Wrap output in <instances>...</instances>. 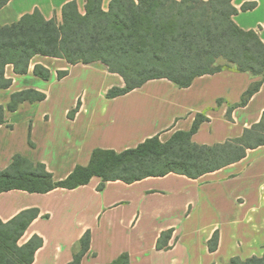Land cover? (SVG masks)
Here are the masks:
<instances>
[{
  "label": "crops",
  "instance_id": "crops-1",
  "mask_svg": "<svg viewBox=\"0 0 264 264\" xmlns=\"http://www.w3.org/2000/svg\"><path fill=\"white\" fill-rule=\"evenodd\" d=\"M70 1L11 0L0 10V25L16 23L35 10L61 22L63 6ZM75 1L85 13L86 0ZM110 2L103 0L105 11ZM248 3L256 6L242 11ZM232 4L238 10L234 22L256 31L264 43V0ZM36 65L50 71L49 80L34 74ZM65 71L68 75L60 79L58 74ZM5 75L12 85L0 89V106L6 108L14 93L28 89L44 93L46 99L21 103L15 112L6 110L8 124L0 126V170L19 154L44 164L55 181L65 180L78 166L87 167L96 149L121 153L155 136L165 143L176 132L190 131L198 114L208 121L192 140L215 145L240 137L264 113L263 81L249 103L234 109L228 119L230 106L260 79L235 70L197 77L188 88L167 79L151 80L116 98L106 94L124 87L123 78L98 63L71 65L62 58L37 55L26 74H16L8 65ZM101 183L94 177L74 189L1 193L0 220L7 223L38 209L20 239L21 246L34 236L43 240L32 264H69L87 232L90 251L80 264H110L123 254L130 264H228L234 257L264 255V145L197 179L171 173L131 184L109 181L100 189ZM170 230L168 248L159 250L158 240ZM216 233L218 247L211 252L209 242Z\"/></svg>",
  "mask_w": 264,
  "mask_h": 264
},
{
  "label": "trees",
  "instance_id": "trees-1",
  "mask_svg": "<svg viewBox=\"0 0 264 264\" xmlns=\"http://www.w3.org/2000/svg\"><path fill=\"white\" fill-rule=\"evenodd\" d=\"M10 1L0 0V10ZM232 1L111 0L105 11L103 0H86L85 13H81L74 0L63 6L61 22L47 20L35 10L16 23L0 25V89L12 85V79L5 75L8 65H13L16 74H26L37 55L62 58L71 65L103 64L125 83L122 88H111L107 98L126 95L156 79H167L180 88H188L197 77L224 70L259 77L241 101L230 106L227 117L232 120L233 110L245 107L264 81V43L256 31L243 30L234 22L238 10ZM255 6L245 4L242 11ZM220 59L225 64L214 66ZM34 74L50 79V71L41 65L35 66ZM58 75L61 79L68 72ZM45 99L44 93L34 89L14 93L6 108L0 106V126L8 124L6 110L15 112L21 103ZM79 106L70 112V118ZM205 121L208 119L198 114L190 131L176 132L165 143L155 136L121 153L96 149L87 167H76L63 181H55L44 164L17 154L8 168L0 170V194L11 190L44 194L57 188L74 189L94 177L102 179L100 189L109 181L131 184L171 173L197 179L241 161L248 150L264 145V113L261 121L246 128L240 137L215 145H201L192 140ZM38 215V209H31L7 223L0 220V264L33 263L43 240L34 236L22 246L19 241ZM171 236V230L162 233L157 248H168ZM218 241L216 233L209 242L211 252L216 251ZM90 243L91 235L87 232L69 264H80L90 251ZM110 264H130L129 256L123 254ZM228 264H264V255L246 260L234 257Z\"/></svg>",
  "mask_w": 264,
  "mask_h": 264
},
{
  "label": "rangeland",
  "instance_id": "rangeland-1",
  "mask_svg": "<svg viewBox=\"0 0 264 264\" xmlns=\"http://www.w3.org/2000/svg\"><path fill=\"white\" fill-rule=\"evenodd\" d=\"M61 21H62V20H61ZM98 64L104 66V65L101 64V63H98ZM224 64H225V62H224L222 59H220L219 61H217V62L214 64V66H222V65H224ZM19 245H20V241H19Z\"/></svg>",
  "mask_w": 264,
  "mask_h": 264
}]
</instances>
